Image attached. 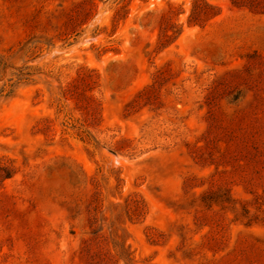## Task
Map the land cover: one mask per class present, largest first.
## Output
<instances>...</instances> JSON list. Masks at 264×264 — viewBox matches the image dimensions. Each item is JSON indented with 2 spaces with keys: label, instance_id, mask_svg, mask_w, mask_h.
<instances>
[{
  "label": "rangeland",
  "instance_id": "1",
  "mask_svg": "<svg viewBox=\"0 0 264 264\" xmlns=\"http://www.w3.org/2000/svg\"><path fill=\"white\" fill-rule=\"evenodd\" d=\"M0 264H264V0H0Z\"/></svg>",
  "mask_w": 264,
  "mask_h": 264
},
{
  "label": "bare ground",
  "instance_id": "2",
  "mask_svg": "<svg viewBox=\"0 0 264 264\" xmlns=\"http://www.w3.org/2000/svg\"><path fill=\"white\" fill-rule=\"evenodd\" d=\"M202 43L201 39H199L198 37H192L188 40V46L190 47H195L198 46V44Z\"/></svg>",
  "mask_w": 264,
  "mask_h": 264
}]
</instances>
